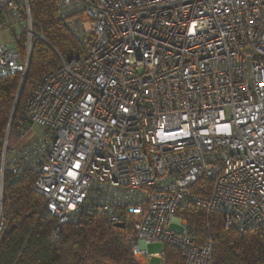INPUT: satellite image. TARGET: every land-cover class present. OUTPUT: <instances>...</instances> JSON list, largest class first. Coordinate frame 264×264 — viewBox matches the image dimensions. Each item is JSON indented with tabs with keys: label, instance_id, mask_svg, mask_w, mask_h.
<instances>
[{
	"label": "built area",
	"instance_id": "built-area-1",
	"mask_svg": "<svg viewBox=\"0 0 264 264\" xmlns=\"http://www.w3.org/2000/svg\"><path fill=\"white\" fill-rule=\"evenodd\" d=\"M6 9L30 37L25 60L21 32L0 44V76L24 77L29 0H0ZM57 10L82 52L59 55L25 104L43 136L14 147L8 130L0 155L1 179L35 174L56 240L99 212L140 264L165 261L153 242L213 264V237L198 244L181 209L264 232V0H57Z\"/></svg>",
	"mask_w": 264,
	"mask_h": 264
},
{
	"label": "trees",
	"instance_id": "trees-1",
	"mask_svg": "<svg viewBox=\"0 0 264 264\" xmlns=\"http://www.w3.org/2000/svg\"><path fill=\"white\" fill-rule=\"evenodd\" d=\"M29 6L34 37L26 76H0V155L8 130L20 135L31 128L25 104L34 87L59 66V55L69 58L82 52L58 15L57 0H29ZM19 12L24 20L25 11ZM22 44L18 49L25 60ZM35 178L30 170L24 176L6 171L0 177V264H140L126 234L99 212L81 213L76 221L64 224L56 240L57 221L42 214L44 198L34 189ZM179 215L197 228L198 244L213 237V264H264L263 231L225 229L220 213L208 215L193 205ZM163 251L166 258L161 264H186L175 247L165 245Z\"/></svg>",
	"mask_w": 264,
	"mask_h": 264
},
{
	"label": "rangeland",
	"instance_id": "rangeland-1",
	"mask_svg": "<svg viewBox=\"0 0 264 264\" xmlns=\"http://www.w3.org/2000/svg\"><path fill=\"white\" fill-rule=\"evenodd\" d=\"M25 19V18H24ZM23 30L21 31V35L23 37H26L25 41L20 38V41L17 43V44H20V43H23L22 46H23V50H25V54H26V57H27V54H28V51H27V47H26V44L28 43V40H29V37L30 35L28 34L27 32V29L26 28H22ZM34 36H32L33 38ZM23 41V42H22ZM44 134V128L42 126H39V125H33L31 126V128L29 129V131L24 135V136H17V135H12L11 137V140H10V144L12 143V139H16V138H20L22 139V141H25V140H31L33 138H36V137H41L43 136ZM171 228L175 231H178V232H181L183 227L177 223V222H173L171 224ZM165 244H163L162 242H153V243H150L148 245V252L149 254H156V253H162L163 252V248H164ZM150 264H161V259L160 258H157V257H152V259L150 260Z\"/></svg>",
	"mask_w": 264,
	"mask_h": 264
},
{
	"label": "crops",
	"instance_id": "crops-1",
	"mask_svg": "<svg viewBox=\"0 0 264 264\" xmlns=\"http://www.w3.org/2000/svg\"><path fill=\"white\" fill-rule=\"evenodd\" d=\"M21 26L18 21L15 20L13 14L9 9L0 11V44L8 43L15 46L16 37L20 34ZM29 140L22 141L20 138L12 139L11 145L14 147H21L25 145ZM149 259V264L150 260Z\"/></svg>",
	"mask_w": 264,
	"mask_h": 264
},
{
	"label": "water",
	"instance_id": "water-1",
	"mask_svg": "<svg viewBox=\"0 0 264 264\" xmlns=\"http://www.w3.org/2000/svg\"><path fill=\"white\" fill-rule=\"evenodd\" d=\"M25 76H26V75H25ZM25 76H24V77H25ZM24 81H25V79H24ZM24 81H23V83H24ZM13 117H14V113H13L12 116H11V120H13ZM120 226L123 227V226H124L123 223L120 224Z\"/></svg>",
	"mask_w": 264,
	"mask_h": 264
}]
</instances>
